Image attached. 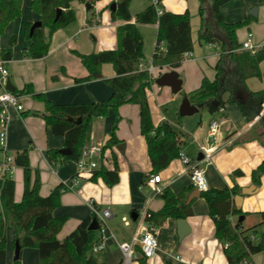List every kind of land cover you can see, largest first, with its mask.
Returning a JSON list of instances; mask_svg holds the SVG:
<instances>
[{"label": "crops", "instance_id": "0c3cea01", "mask_svg": "<svg viewBox=\"0 0 264 264\" xmlns=\"http://www.w3.org/2000/svg\"><path fill=\"white\" fill-rule=\"evenodd\" d=\"M235 1L242 9L240 15L232 19L230 18L232 13H229L227 8ZM113 2L117 0H99L94 5V9L90 10L85 4L74 1L72 7L76 12V20L51 35L49 52L45 57L32 58L29 54L31 42L25 37V29L28 22L34 24L39 21L40 15L32 9V0H23L21 16L11 22L4 34L0 35V50L9 45L11 36L18 37L17 44L13 47V57L8 62L10 76L7 87H13L16 91L23 90L26 85H32L35 92L45 94L54 104H90L107 101L114 92L107 82L116 75L113 64L102 65L101 77L85 82H78L76 79L89 74L79 54L118 48L117 29L125 21L113 18V11L110 9ZM150 3V0L131 2L133 22L136 14L147 8ZM254 5H257L258 9L255 18L259 20L245 26L244 31L242 28L238 29L237 38L242 46L251 33L252 44L259 46L261 50L264 49V0H230L222 7V11L227 22H238L247 17H254L250 14ZM162 6L164 10L174 13H184L189 10L187 3L181 0H163ZM197 8L196 15L192 14L194 13L192 11L190 13L194 50L178 68L153 65L158 24H138L144 39L145 57L141 69L154 67L151 74L154 83L147 90L152 121L156 127L168 122L181 134L182 152L199 163L204 170L208 188L237 185L239 188L237 194H240L244 188L256 187L252 194L243 195L239 210L244 213L242 228L244 230L254 228L258 235L253 242L258 243L264 231L260 216L264 211V174L261 183L257 185L253 181L252 173L264 161V144L258 140L248 141L246 137L264 117V105L257 111L259 97L253 94L264 89V80L256 76L245 80L246 90L250 93L247 103H250L249 112L253 115L251 120L247 119L237 102L231 101L234 98L238 99L243 88L236 87L239 75L232 74L231 71L226 76L231 89L223 96L227 101L224 108L215 113L204 111L200 117L193 115L181 121L170 118L176 112L181 116L179 109L182 101L178 102V94H188L198 89L204 77L214 80L217 74L215 67L222 53L221 46L218 43L199 41L200 2ZM93 14L97 17L95 18ZM95 19L97 23H92ZM214 30L215 33H219L216 27ZM46 33L48 34V29ZM259 68L264 72V60ZM171 70H176L183 81L182 90L178 94L174 93L171 87L159 86L156 83V79L162 73ZM20 99L25 110L21 113L11 110L12 118L8 125L6 150L13 155L18 151L29 150L33 178L34 172L38 170L41 178L40 194L47 196L56 187L74 177L79 172V168L74 160L54 162L50 158L49 150H60L66 146L64 137L55 135L42 116L45 112V103L31 94H21ZM119 114L121 120L116 135L124 145V149L119 150L118 145L104 148L101 158L97 159L99 166L96 168L103 166L113 170L112 158L113 155L116 156L119 165V182L109 186L102 177L93 181L91 179L93 170L84 172L81 184L74 189L64 191L60 206L53 211L55 217L67 218L58 234V238L63 240L93 213V206L111 210L112 215L107 220L109 230L102 239L103 248L99 251L92 249L90 253L94 258L92 264H122L123 255L119 243L141 236L150 227L146 221L147 212L159 211L164 206V200L157 194L166 187L179 193L192 184L189 166L180 158L174 159L165 169L157 173L161 177L158 184H150L148 180L153 176L152 162L146 137L141 132L140 105L124 104L119 108ZM113 120L112 111L105 117L95 119L88 145L101 142L105 146L108 136L110 139ZM213 120L219 122V128L215 139L210 141L209 126ZM201 146L211 149L210 161L204 160ZM236 170H241L242 174L235 176L233 173ZM13 179L15 201L20 202L24 192L22 167H15ZM192 209L193 214L187 217V223L191 228L187 236L179 239L178 219L168 218L163 225L154 227L159 241V249L155 256L143 259L139 255L133 264H141L143 260L145 264H229L225 254V244L216 237L215 223L210 216L207 201L201 196L195 198ZM233 220L240 221V217H233ZM9 230L12 232L14 251L15 230L11 226L7 229V261L12 263L15 260V253L13 258L9 256ZM253 230H249L248 234L253 233ZM96 231L100 243V233L99 230ZM251 260L254 264H264V250L253 254ZM19 262L40 264L38 249H21Z\"/></svg>", "mask_w": 264, "mask_h": 264}, {"label": "trees", "instance_id": "16d2710c", "mask_svg": "<svg viewBox=\"0 0 264 264\" xmlns=\"http://www.w3.org/2000/svg\"><path fill=\"white\" fill-rule=\"evenodd\" d=\"M78 1L90 5V10L99 0H32V9L40 15L42 26L31 33L33 23L28 22L25 37L31 42L29 54L32 58H43L49 52L50 37L58 30L76 20V12L72 3ZM230 0H199V14L201 27L199 41L201 43H218L221 46V56L216 64V77L210 80L204 77L201 86L184 94L190 102L200 111L215 113L225 107L227 101L223 96L229 92L231 86L226 76L238 74L236 87L246 89L245 80L256 76L264 80V72L259 65L264 60V49L252 54L249 51L239 50L241 44L237 38V30L251 23L252 17L243 21L227 22L222 7ZM132 0H117V10L112 12L114 19L125 21L117 29L118 48L104 50L98 53L79 54L83 65L89 74L76 81L85 82L101 77V67L104 63L114 66L116 75L107 80L114 89L107 101L90 104H54L43 93L35 92L32 85H26L23 90L14 91L15 94H31L34 98L45 103V112L42 114L48 126L57 136H63L65 146L70 148L68 155H63L58 149L49 150V156L54 162L74 160L78 162L85 147L89 144L93 123L95 119L105 117L112 111L114 120L110 128V139L104 148L120 145L121 140L116 135V129L121 120L119 108L128 103L140 105L141 132L146 137L149 156L152 162L151 174L155 175L165 169L174 159L179 158L182 152L181 134L168 122L155 126L152 121L151 110L147 98V90L151 88L154 79L147 70L141 69L144 60V39L139 31L138 24H158V35L153 54V65L156 67L170 66L178 68L184 60L190 57L194 50L191 32V14L189 10L184 13H174L164 10L159 14L156 7L150 3L147 8L133 17L130 10ZM23 0H0L1 19L0 35L6 27L19 18L22 13ZM61 12L58 13V10ZM96 18L97 15L93 14ZM92 23H97V19ZM219 33H215L214 28ZM48 29V34L46 33ZM18 37L11 36L9 45L0 50V59L11 60L13 47ZM164 43L165 49H162ZM259 97V111L264 105V89L253 93ZM237 102L247 119L253 115L249 112L250 103ZM1 111V108H0ZM72 119V120H71ZM81 119L80 123H77ZM246 140H258L264 144V117L252 128ZM1 152V147H0ZM14 164L24 170V192L20 202L15 201V180L13 177L0 179V199L2 212L0 213V264H21L19 260L12 263L7 261V229L15 230V247L18 244L23 248H36L39 251L40 264H92L94 258L90 255L93 247L99 243L97 231L89 227L95 214L85 218L77 228L65 239L60 240L58 234L67 218L55 217L53 211L60 206L64 191L63 183L56 187L49 195L40 194L41 178L36 170L33 178V169L30 164L29 150L25 149L14 154ZM114 169L108 170L101 166L93 170L91 179L96 181L102 177L104 181L113 186L119 182V165L113 155ZM241 175V170L233 173ZM264 174V161L253 171L252 178L255 184L261 183ZM195 188L191 184L179 193L169 187L162 189L157 195L164 200V206L159 211H148L146 221L150 227H159L168 218L187 219L193 214L192 205L195 199L187 204L189 195ZM239 192L234 187L209 188L201 192L210 208V216L215 223L216 237L224 244L225 254L229 264H242L246 259L251 260L252 255L264 250V231L260 241L254 243L249 238V230L242 228L241 221H234L233 217L243 216L244 213L236 208L234 196ZM261 224L264 225V211L260 213ZM255 236L258 233L253 230ZM145 259V258H143ZM141 264H145L143 260Z\"/></svg>", "mask_w": 264, "mask_h": 264}, {"label": "built area", "instance_id": "2783aa9c", "mask_svg": "<svg viewBox=\"0 0 264 264\" xmlns=\"http://www.w3.org/2000/svg\"><path fill=\"white\" fill-rule=\"evenodd\" d=\"M150 2L156 7L159 14H162L164 8L162 6L163 0H150ZM252 34H249L248 39L243 42L240 49L249 50L252 54L259 50V46H255L251 41ZM162 49H165L164 43L162 44ZM7 60L0 59V179L4 177H13L15 167L14 155L6 150V140L8 133V125L10 119L12 118L11 110L17 113H21L25 110V106L22 103L20 96L15 94L13 91L9 90L7 87L10 70L8 67ZM154 70L153 66H150L147 71L152 74ZM219 128V122L213 120L209 126V138L213 141L217 135ZM104 150L103 143H97L88 145L83 151L81 159L77 162L79 172L71 179L66 180L63 185L65 190H71L78 187L83 179L84 172H90L96 169L99 164L97 162L98 158H101ZM201 150L204 154V160H211V149L201 146ZM179 158L189 166L191 183L195 189L199 191L208 190V184L205 177L204 170L199 166L198 162H195L186 153L181 152ZM160 175H153L148 182L150 184H158L160 182ZM93 214L97 216L99 223V233L101 242L93 247V251H99L103 248L102 239L105 237V233L109 230L107 220L111 217L112 212L110 209H100L96 206L92 207ZM2 212V203L0 199V213ZM249 238L254 241L256 236L250 233ZM228 243L225 244V247ZM119 248L122 252V264H133L134 260L140 255L142 258H151L155 256L157 250L159 249V241L155 228L149 227L141 236L133 238L131 241L119 243ZM242 264H254L252 260L246 259Z\"/></svg>", "mask_w": 264, "mask_h": 264}, {"label": "water", "instance_id": "95a60500", "mask_svg": "<svg viewBox=\"0 0 264 264\" xmlns=\"http://www.w3.org/2000/svg\"><path fill=\"white\" fill-rule=\"evenodd\" d=\"M86 6L88 9H90V7H91L90 5H86ZM110 9L112 11H116L117 10V2H113L110 6ZM60 12H61V9L58 10V13H60ZM250 14L254 17H257V15H258L257 7H254L253 9H251ZM0 19H1V9H0ZM41 26H42V22L40 20L35 22L31 27V33H33L36 28L41 27ZM156 83L159 86H169V87H171V89L174 93H179L182 90L183 81L180 78L179 73L176 70H171V71L162 73L156 79ZM8 89L13 91V92L15 91V89L13 87H8ZM249 96H250V93L246 89L241 88L240 94L238 95V99L241 103L246 104ZM199 110H200L199 107L192 104L188 97H184L182 100L180 109H179V113L181 116H191V115L199 112ZM80 121H81V119H79L76 122L80 123ZM108 139H109V136L105 140V144L107 143ZM118 149L123 151L124 145L123 144L118 145ZM70 152H71L70 148H67V147L60 149V153L63 155H68ZM255 190H256V187L251 186V187L242 189V192L240 194L235 195L234 202H235L236 207L238 209L241 208L243 195L252 194L253 192H255ZM200 196H201V191L195 189L189 195V197L187 199V204H189L193 199L198 198ZM240 221H243V216L240 217ZM177 226H178L177 233H178L179 239H183L191 231V228H190L189 224L187 223V219H178L177 220ZM89 229L93 230V231L99 229V223H98L97 219L93 220ZM19 254H20V247L17 244L15 247V260H19Z\"/></svg>", "mask_w": 264, "mask_h": 264}, {"label": "rangeland", "instance_id": "374dc122", "mask_svg": "<svg viewBox=\"0 0 264 264\" xmlns=\"http://www.w3.org/2000/svg\"><path fill=\"white\" fill-rule=\"evenodd\" d=\"M133 1V0H132ZM135 1H139V0H135ZM143 1V0H142ZM181 1H185L186 3H187V5H188V8H189V10H190V13H191V11L192 12H194V13H192V14H194V15H196L197 14V12H198V8H197V6H198V0H181ZM254 7H257V5H254ZM241 9H242V7H241V5H239V3L237 2V1H235V2H233L232 4H230L229 6H228V8H227V11H229V13H232V17H230V18H237L236 16H239L240 15V11H241ZM191 14V15H192ZM247 14H248V11H247ZM260 19H261V17H260ZM259 19H256L255 17H252V20H251V23L252 24H254V23H256L257 21H258ZM246 28H245V26L244 27H242V31H244ZM195 34H196V32H195ZM197 40V39H196ZM211 52V51H210ZM183 64V63H182ZM182 66V65H181ZM152 76V75H151ZM178 94V93H177ZM182 96H184V94L183 93H181V94H178V102H181L182 101ZM203 114V111H199V112H197V113H195V114H193L195 117H200L201 115ZM193 115H191V116H193ZM191 116H179L178 115V113L176 112L172 117H170V118H174V120H182V119H184L185 117L187 118V117H191ZM262 234V233H261ZM261 239V238H260ZM8 248H9V256L10 257H14V253H15V251H14V244H13V239H12V232L9 230L8 231Z\"/></svg>", "mask_w": 264, "mask_h": 264}]
</instances>
